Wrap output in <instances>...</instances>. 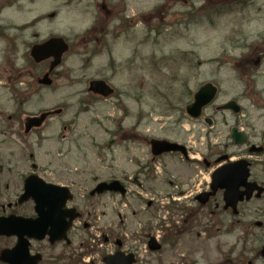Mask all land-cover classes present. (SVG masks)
Returning <instances> with one entry per match:
<instances>
[{
	"label": "rangeland",
	"instance_id": "rangeland-1",
	"mask_svg": "<svg viewBox=\"0 0 264 264\" xmlns=\"http://www.w3.org/2000/svg\"><path fill=\"white\" fill-rule=\"evenodd\" d=\"M50 1L52 4H56L53 0ZM255 2L259 6V4L264 2V0H255ZM236 14L237 13H234V15ZM157 22L158 21L156 20L152 23L154 26L156 25L157 29H159ZM182 23L183 21H178L175 17L168 15L162 25L175 26ZM231 23H233V21L226 18L220 23L219 27L222 30H227ZM153 35L156 37L161 36L159 33H155ZM38 38L40 37L33 38V40ZM129 40H131V38H129ZM23 51L24 48L19 47L17 52L14 48H8L6 52L0 53V83L8 77L14 78L16 75V73L13 75L10 69L5 66L4 60L6 55V58L9 57L10 60H15L18 63L19 75L23 77V81L29 82L31 76L36 78L41 74L42 68L32 69L26 64V61L22 58ZM70 53H72V51ZM74 55L75 53L73 55L70 54L65 59L56 75H54L55 84L51 88H47L49 91H56L70 82L68 77L72 70L66 68L65 64L66 62L72 61ZM152 56L154 59L150 64L147 62V57H144L139 60L138 68L135 64H132V60L125 62L122 66V70L129 74V82L127 86L130 91L128 95L137 101H146V103L143 104L142 110H139L136 113L137 124L132 127H122L120 123L122 117L117 115V111L119 109H123L125 115H132L127 108H124L121 102V97L124 93H122L120 88L112 84L116 89L115 98L108 101H99L93 99V97L86 92L84 84V88L82 90L83 99L79 106L78 115L88 117L89 113L93 114L92 118L86 119L84 122L86 131L92 126L98 127L104 135L108 136V139L103 143L98 142L100 139L98 133L90 135V145L81 142L84 140L85 134L83 133L80 136L73 138L74 125L76 121H65L63 119L68 106L53 97L45 96L43 91L44 89L41 90L38 97H33L31 100V106L35 109L32 112L24 111V104L29 100L27 97L29 95L22 97L23 101L18 100L14 102L9 98L10 91L5 94V90L0 89V168L9 170V174H6L4 171L0 174V184L2 185V191H0V207L10 201H14V195L16 197V195H18L21 191L22 176L31 170L32 165L36 166L37 173L47 181H53L57 184L66 186L73 184V191L76 197L75 202L82 207L89 205V203L81 197L83 195L82 187H88L89 181L101 179L103 174L106 172L105 167L108 165L117 171H122L124 175L132 177L136 171L134 163L135 151L134 145L130 141L126 140V137L134 135L131 134V131L133 130L136 135L140 134L142 137H145V135H149L150 137L155 135L162 136V129L164 127H169L167 121L168 118L172 117L169 112V108L172 106L174 111L182 109L188 100L185 95V91L188 89L185 87H173V85L177 83L183 85V78L185 76L187 77V75L191 77V73L186 70V67L191 65L189 64L190 61H199L204 62L205 64L204 60L192 59L188 54H173L164 56L160 55L157 51L154 52ZM161 59L163 69L159 70ZM115 65H117L116 62ZM88 66L89 64L86 65V62H84L83 67L79 69L80 73L84 77L83 83H85V79L97 76L110 80L103 69L93 73L90 68L87 69ZM117 66L118 72L121 70V67L119 65ZM181 68L184 69V75H181ZM111 69L112 67L109 68V71ZM212 72L213 69H210L208 77L193 83L188 87L189 90L192 89V91H194L193 89H195L201 82L210 80L212 78ZM260 75L261 77L258 79L257 83L264 84V66H262L260 70ZM258 97L262 99L264 96L258 94ZM54 109H61V115L51 118L40 130V135H36V133L33 134L23 145L17 141L20 140L17 134L12 136L11 140H7L3 133V129L5 127L16 125V123L11 121L14 118L19 117L20 120L29 113L52 111ZM247 109L249 110L251 116V133L254 136V141L264 144V118L262 117L264 111L257 108L256 103L251 100H247ZM101 111L111 113L110 116H105L104 119L112 120L116 123L114 131L104 128L102 121L96 118ZM19 120H16V122H19ZM137 127H142V131H137ZM121 128L124 129L122 130V133H120ZM128 129H130L129 132L127 131ZM149 130L151 131L149 132ZM123 133L124 135H122ZM117 135L121 138L124 137V139L120 140V137H117ZM30 155H33V157L30 158ZM14 158L15 160H13ZM8 183L10 187L7 191H4V185H7ZM131 190L136 191L137 188L131 186ZM141 195H144L145 197L144 203L141 202ZM152 199H155V196L148 195L144 192H140L139 197L129 196L123 203V212L121 211L124 219L123 224L121 225L123 227V238L129 245L136 243L140 247V264H157L167 262L165 260V254L168 251L165 244L159 254L153 255L146 252L145 243L138 240L137 236L146 235L147 231L150 230L161 240L163 233L165 232L162 230L172 227L171 223H173V221H175L174 218H176L173 215H167V220L165 221L166 214H164L163 209L165 203L164 199L162 201L159 199L157 207L154 210L145 212L146 202ZM92 205L94 208V214H96L94 229L88 231L81 227L75 228L70 233V246L60 244L50 247L46 242L41 245L39 244L40 246L38 245L37 248H41L44 252L45 260L43 264H78V262L81 264H90L88 262L89 260L91 264H93L92 261H95V264H100V253L88 256L84 258V260L79 258L84 253L85 243L83 242L89 238V235H91L93 239L90 240L89 249L91 248V245H93L96 246L100 252L107 253L110 248L101 246L98 242V239L100 238V229H102L106 224L114 223V225H118L119 220L114 214H112V212L110 213L109 218L108 216L104 217L103 211L109 213V210L103 209L99 202H93ZM260 206H262V202L255 203L252 208H259ZM156 209H158V211L155 212ZM29 210L30 207H28L26 211ZM134 211H136V216H134ZM149 217L154 219L149 220ZM177 220L179 221L175 222L174 226L179 225L182 220V216L177 218ZM147 223H149L148 226ZM162 223H164V225L160 226ZM191 223L193 226L195 224H200L203 227V231L202 228H195L191 231L193 235H189V231L177 237H180V239L193 238L195 240L194 243L199 244L190 245V242L186 244V242L183 241L178 248L182 251L190 246L191 249L198 251L197 259L199 260L202 256L204 257L202 261L215 260L218 256V252L223 251L221 253L225 252V254H228L233 249L232 246L237 243L236 237H227V235L223 234L222 230L217 231L216 229H208L209 236H206L207 232L205 229H207V227L205 225L207 223V219L193 217L191 218ZM210 239H213L210 241L212 244L217 243V241L220 243L228 242L229 246L224 248L225 251L221 250V244L218 242L220 246H217V244L212 246L209 245L207 246L209 251H207V248L204 249L205 244L201 243H207L206 240ZM10 242V239L0 238V249L8 247V245L11 244ZM249 247H251L254 251L258 245L251 243ZM239 249L240 248H237L235 252L238 253Z\"/></svg>",
	"mask_w": 264,
	"mask_h": 264
},
{
	"label": "flooded vegetation",
	"instance_id": "flooded-vegetation-1",
	"mask_svg": "<svg viewBox=\"0 0 264 264\" xmlns=\"http://www.w3.org/2000/svg\"><path fill=\"white\" fill-rule=\"evenodd\" d=\"M39 0H33L34 3H38ZM56 5L53 9L42 16L32 19L31 25H37L39 22L49 19L53 20L59 12L57 7L63 2V0H54ZM69 3H79L87 5L90 10L95 14V25L84 32L81 36L82 43L89 44L90 42L96 45V49L99 48L104 38H110L112 35H123L124 33H130V29L133 25L140 21L147 23L149 28L154 33V26L149 25L156 20L158 23H163L168 15H171L169 8L170 4L161 5L156 8H148L146 11H140L138 5L150 4L152 0H68ZM150 9V10H149ZM239 15V9H237ZM172 16V15H171ZM178 21H183L179 16L175 17ZM109 25H113L111 32ZM28 25H25L27 27ZM38 34L34 33L33 37ZM53 35V31L49 32V36ZM33 43H28L21 48H24L22 58L28 64L26 54H28V48ZM15 51L19 50L15 44H11ZM105 47V46H104ZM103 47V48H104ZM13 63V62H12ZM15 64V63H13ZM264 64V45L251 46V51L244 57L243 60L236 62V67L242 69L239 79L244 80L249 85L248 90L243 94H235L230 98H227L223 102H219L220 98H224L225 89L222 86V82L213 77L212 84L216 88L215 100L202 110L201 117L198 120H192L186 117L181 110H170L172 115L171 119L167 121L169 128L163 131V135L160 140H166L171 143L178 144L184 148L183 152H175L163 154L159 157H154L152 154L147 153L146 160L140 162L139 159L135 160L137 169L135 175L132 178L125 177L121 172L120 175L105 174L102 183H111L118 181L124 186L127 191L129 190L128 183H132L136 186V191H128V195L136 196L140 192H148V194H157L158 196L166 195L169 198L174 199L173 202H180L179 210L183 212L181 226L170 227L165 233V247L167 253L165 254L164 264H264V256L261 255V248L264 246V201L262 206L257 209L251 207L252 204L264 198V194L260 200L252 198L247 201V182H256L259 186L264 187V147L259 143H256L251 133L250 116L247 114V99L251 98V81L249 77L256 79L259 76V70ZM199 69V67H198ZM215 71L213 72L214 76ZM32 82L27 85L23 84V89L20 88L21 98L27 96L28 93L34 97L40 95V86L34 85V78L31 77ZM37 82V80H35ZM10 82V81H8ZM19 85L17 79L13 83H7ZM24 91V92H22ZM192 99L193 94L189 91L186 94ZM253 97H257L255 94ZM234 103V109L226 110L225 107L229 103ZM187 105V104H186ZM235 109L238 112H235ZM235 130L238 140H242V144L235 142L233 138V131ZM32 134H37V131H31ZM154 138V137H152ZM152 138H144L143 142L149 145ZM134 139L138 140L139 136H135ZM139 145V144H138ZM260 146V147H259ZM261 148L260 152H254L255 148ZM140 150V147H137ZM139 153V152H138ZM261 156L260 158H258ZM244 162L249 163L250 176L246 182H242V174L239 168L233 169L230 174L231 181L217 182L214 185L213 190L212 176L219 169L230 166L232 164ZM30 173L38 174L36 166H32ZM257 171V172H256ZM29 174V173H28ZM27 174V175H28ZM97 184L92 186L88 194L95 188ZM8 186H6V189ZM226 188L232 193L227 203L224 199ZM158 189L163 191L159 192ZM17 197V195H16ZM15 195L13 198H16ZM127 197L119 196L110 192L104 193L99 196L102 200L105 209L107 208V202H111L120 209L123 205L124 199ZM240 197V198H239ZM97 197H90L94 199ZM237 201V202H236ZM17 205L15 201L8 202L5 206L0 207L3 215L17 214L21 216L26 215V206ZM233 204L235 206L233 207ZM148 209L154 206L152 203L147 204ZM75 209L77 205H74ZM258 213V214H257ZM117 216L121 217L117 212ZM83 214L81 215V218ZM199 217L207 219L206 227L207 235L209 236L208 229L222 230L223 234L227 237H233L236 232L240 234L239 241L243 242V247L236 253L238 246H232V250L225 254L218 252V256L215 260L202 261L204 258L197 259L198 251L191 249L190 246L180 251L178 246L183 241L186 244L197 245L193 238L180 239L179 235L189 232V235H193L191 232L195 228H202L200 224L191 223V218ZM259 219V220H256ZM122 233L117 229L112 231L110 228L105 227L103 233V240L109 245H113L115 240L119 239L117 236ZM197 237V236H196ZM247 237H250L255 242L259 239L261 243L260 249L257 251H251L247 247ZM144 240V239H143ZM210 240H206L204 249L207 246L216 245L221 246V250L229 246L227 243L212 244ZM251 241V240H250ZM220 244H219V243ZM124 244V245H123ZM185 244V245H186ZM123 248L125 243H122ZM135 247H132L126 252H135ZM124 250V249H123ZM114 250L112 253H114ZM207 251L209 249L207 248ZM225 251V250H224ZM242 251V252H241ZM234 252V253H233Z\"/></svg>",
	"mask_w": 264,
	"mask_h": 264
},
{
	"label": "clouds",
	"instance_id": "clouds-1",
	"mask_svg": "<svg viewBox=\"0 0 264 264\" xmlns=\"http://www.w3.org/2000/svg\"><path fill=\"white\" fill-rule=\"evenodd\" d=\"M165 4H170L171 15L179 16L183 20L182 24L166 26L163 34L156 37L149 26L140 21L130 29L131 40L127 35H112L106 40L105 47L99 51H96V45L90 42L86 49L74 55L72 61L66 62L65 67L72 70L68 77L69 83L56 91H49L47 86L44 87L45 96L53 97L68 106L63 119L76 121L73 138L83 133L84 140L81 142L89 145L92 134H99V143L108 139L96 126L86 131L84 122L92 118V113H89L88 117L78 115L84 88V77L79 69L86 60L90 62L91 72L103 69L110 82L124 93L121 102L124 108L132 113L125 115L123 109L117 111V115L122 117L120 123L124 128L137 124L136 113L142 110L146 101H137L128 95L129 74L122 70V66L133 59L139 62L141 58L157 51L164 56L188 54L192 59L205 61L202 68L196 69L194 75L187 78L186 84L177 83L173 87H189L207 78L210 69H215L214 78L222 82L225 99L248 90L249 85L238 78L242 69L236 67V62L244 59L251 51L252 44L264 42V2L258 6L255 0H152L150 8ZM41 7L40 3H34L33 0H0V53L6 52L10 44L22 47L31 43L34 33L46 34V22L31 25V20L39 14ZM57 7L61 19L68 11H73V17L78 22L75 25L77 35H82L96 23L95 14L87 5L63 0ZM237 9L239 15H234ZM226 18L233 23L227 30H222L219 25ZM63 27L64 25H60L61 29ZM112 27L113 25H109L110 32ZM112 60L121 67L120 71L108 70ZM180 71L181 75H184V69L181 68ZM249 80L252 91L264 96V84L257 83L251 76ZM8 91L5 90V94ZM35 95L36 93H33L25 102V112L35 110L31 106ZM110 115L109 112L101 111L96 118L102 121L104 128L114 131L116 123L104 119ZM137 131H142V127H137Z\"/></svg>",
	"mask_w": 264,
	"mask_h": 264
},
{
	"label": "water",
	"instance_id": "water-1",
	"mask_svg": "<svg viewBox=\"0 0 264 264\" xmlns=\"http://www.w3.org/2000/svg\"><path fill=\"white\" fill-rule=\"evenodd\" d=\"M200 95L195 96L194 103L187 108L188 113H192L193 117H198L202 106L208 102V99L203 100ZM168 150L163 148L160 150ZM42 182L38 186H30L27 184L25 190L26 194L24 198L32 196L35 200L37 206L35 208L39 215V218L35 221L33 220H22V219H11L4 220L0 219V235L4 236H17L18 243L16 247L11 251H2L0 254V261L9 264H37L40 260L39 256L30 257L28 254V243L24 237L35 238L36 240H42L48 228L50 236V242L54 243L56 241L64 238L66 232V226L62 224V220L57 218V212H61L64 202L67 199L66 192L64 189H59L56 187L45 186L40 189ZM255 185H253L254 187ZM61 192V193H59ZM150 249L153 251H158L159 246L155 245L153 241L150 243ZM106 264H132V257H124L122 254H117L114 257H109L105 259Z\"/></svg>",
	"mask_w": 264,
	"mask_h": 264
}]
</instances>
